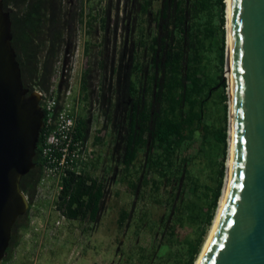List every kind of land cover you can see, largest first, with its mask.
<instances>
[{
  "label": "trees",
  "instance_id": "trees-1",
  "mask_svg": "<svg viewBox=\"0 0 264 264\" xmlns=\"http://www.w3.org/2000/svg\"><path fill=\"white\" fill-rule=\"evenodd\" d=\"M3 1L11 15L12 43L25 87L30 92L49 91L55 84L53 79L63 50L76 36L80 12L70 0ZM124 4L133 14L137 36L131 46L128 69L120 75L123 116L115 125L111 121L113 132L117 131L121 178L128 182L138 200L148 193L159 202L162 185H170L169 211L157 221L156 227L161 229L170 248L176 249L166 258L159 257L156 264H195L212 226L226 175L228 98L223 70L227 3L226 0H124ZM102 20L104 29L108 28L109 16ZM124 58L123 54L122 62ZM220 88L223 91L215 95ZM219 103H223V124L215 119L207 123L209 111H215ZM106 115L112 118L107 111ZM45 130L40 134L35 166L21 181L30 208L13 227L7 255L17 244V228L28 224L29 211L41 188L44 169L41 142ZM198 130H202L203 147L195 156L180 157L181 151L195 140ZM90 131L91 119L79 116L76 137L85 141ZM141 150L146 155L138 165ZM202 153L209 165L217 168L214 185H206L204 191H200V177L193 173L192 160ZM151 173L155 175L152 179ZM106 194L104 179L86 170L68 171L55 205L68 219L98 222ZM134 215L127 208L121 209L118 218L121 230L130 227ZM139 218L144 221L146 213H139ZM187 225L192 232L179 235L178 227ZM141 256L154 259L155 254Z\"/></svg>",
  "mask_w": 264,
  "mask_h": 264
},
{
  "label": "rangeland",
  "instance_id": "rangeland-1",
  "mask_svg": "<svg viewBox=\"0 0 264 264\" xmlns=\"http://www.w3.org/2000/svg\"><path fill=\"white\" fill-rule=\"evenodd\" d=\"M70 1L80 12L76 36L63 50L53 81L61 92L60 96L63 97L71 85L73 92L80 95V116L91 119V131L87 139L91 152L84 170L104 179L107 194L98 222H92L64 217L55 205L57 194L42 187L29 211L28 224L17 228V244L6 254L2 264H156L159 257L166 258L176 249L175 246L170 248L163 232L156 227L157 221L168 214L170 185H162L159 202L153 194L150 197L148 193L144 199L138 200L128 182L121 178L117 131L113 132L112 129V122L117 124V119L123 116L120 75L128 69L131 46L134 36H137L136 29H133V14L129 6L125 7L124 0ZM105 16H109V27L106 29L102 20ZM123 54L125 58L122 62ZM226 69L225 58L224 75L225 72L227 75ZM222 91L223 88H220L215 95ZM224 91L229 112L227 87ZM217 107L215 111H209L205 120L207 123L215 119L216 123L223 124V103ZM106 111L112 115L111 119ZM202 147V130H198L195 140L181 151L180 157L195 156ZM145 155L146 151L141 150L138 165ZM192 160L193 173L200 177V191L206 190L208 184L214 185L217 168L209 165L203 153ZM154 176V173L150 174L151 179ZM122 208L135 214L130 219V227L124 230L118 225ZM139 213H146L144 221L139 218ZM141 221V227L138 228ZM191 232L189 225L177 229V233L182 236ZM142 253H154L155 257L143 258Z\"/></svg>",
  "mask_w": 264,
  "mask_h": 264
},
{
  "label": "water",
  "instance_id": "water-1",
  "mask_svg": "<svg viewBox=\"0 0 264 264\" xmlns=\"http://www.w3.org/2000/svg\"><path fill=\"white\" fill-rule=\"evenodd\" d=\"M230 1L231 171L200 264H264V0ZM12 39L11 15L0 0V264L16 221L30 208L21 181L35 166L45 125L41 93L25 87Z\"/></svg>",
  "mask_w": 264,
  "mask_h": 264
},
{
  "label": "built area",
  "instance_id": "built-area-1",
  "mask_svg": "<svg viewBox=\"0 0 264 264\" xmlns=\"http://www.w3.org/2000/svg\"><path fill=\"white\" fill-rule=\"evenodd\" d=\"M224 76L227 77L226 87L229 92L230 84L226 72ZM37 91L41 93L46 129L41 142V153L44 159L41 188L46 187L49 192L58 195L63 189V177L66 173L68 171L82 172L91 152L87 140L76 137L82 101L80 95L73 92L72 85L66 89L63 97L58 95L57 84H54L49 91Z\"/></svg>",
  "mask_w": 264,
  "mask_h": 264
},
{
  "label": "bare ground",
  "instance_id": "bare-ground-1",
  "mask_svg": "<svg viewBox=\"0 0 264 264\" xmlns=\"http://www.w3.org/2000/svg\"><path fill=\"white\" fill-rule=\"evenodd\" d=\"M227 3V7H226V30H227V53H228V66H227V76L229 79V127H228V131H229V145H228V157H227V168H226V177H225V181H224V186H223V190H222V194L219 200V204H218V208L215 214V217L213 219V223L209 232V235L207 237V240L204 244V246L202 247V250L200 252V254L198 255V258L195 262V264H200L202 261V257L207 249V247L209 246V244L211 243V241L214 238L215 232H216V220L217 217L221 211L222 205H223V201L225 198V194L227 191V187L229 184V179H230V171H231V157H232V137H233V129H232V85H233V73H232V44H231V1L230 0H226Z\"/></svg>",
  "mask_w": 264,
  "mask_h": 264
},
{
  "label": "clouds",
  "instance_id": "clouds-1",
  "mask_svg": "<svg viewBox=\"0 0 264 264\" xmlns=\"http://www.w3.org/2000/svg\"><path fill=\"white\" fill-rule=\"evenodd\" d=\"M37 91V90H36ZM40 104H41V102H40Z\"/></svg>",
  "mask_w": 264,
  "mask_h": 264
}]
</instances>
